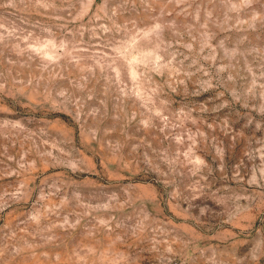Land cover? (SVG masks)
Listing matches in <instances>:
<instances>
[{
	"label": "rangeland",
	"instance_id": "obj_1",
	"mask_svg": "<svg viewBox=\"0 0 264 264\" xmlns=\"http://www.w3.org/2000/svg\"><path fill=\"white\" fill-rule=\"evenodd\" d=\"M0 264H264V0H0Z\"/></svg>",
	"mask_w": 264,
	"mask_h": 264
}]
</instances>
